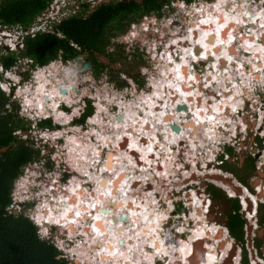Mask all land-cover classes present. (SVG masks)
Masks as SVG:
<instances>
[{
	"label": "rangeland",
	"instance_id": "374dc122",
	"mask_svg": "<svg viewBox=\"0 0 264 264\" xmlns=\"http://www.w3.org/2000/svg\"><path fill=\"white\" fill-rule=\"evenodd\" d=\"M100 1L104 2L108 0H52L51 2H49V5L47 9H45V12L41 13L39 18L37 19L46 18L50 14V12L48 13L47 11L55 8V11L53 12V20H50V24L53 28L64 18L70 17L74 13V11L79 10L83 3L89 2V10L87 12V14H89L94 11L100 3H102ZM76 2L79 4L78 7H76L75 5ZM226 10L228 11V13H225ZM261 11H264V0H192L191 2L187 0H170L168 4L164 5L160 14L151 13L149 15H144L142 18L130 22L125 32L111 37L107 49L110 53H114V59L108 58L105 55H98L99 60L105 65V68L99 75L95 74V70L92 65L84 67L83 62L85 61V58L81 57L78 59H72L70 61H64L61 59V57H59L58 59L43 67L34 66L33 61L25 57L24 59L22 58L15 66L7 69V72L3 70L2 66H0V74H2L4 78L2 79L0 77L2 80H4V83H1L0 81V89L4 91L6 96L10 97L11 101L9 103V106L7 105L6 107H9L11 113H16L17 107L19 116L23 120H25L27 124H31V129L29 130V133L27 132L28 136L27 134L21 133L23 135L22 138L30 139L35 147H43V149L41 148L42 150L40 159L34 160L33 162L27 164L23 168L22 175H20L19 180L13 185L11 195L14 204L11 205L8 209L10 211L17 210L18 212L16 214L24 212L27 216H29L30 219L38 227V234L40 238L44 240H50L52 243H54V245L64 254V256L69 261H72L74 263L77 262L78 264H98L99 262H101L99 261L100 259L98 255L100 253H104V245H100V243H98L96 239H98L104 232L103 223L99 225L98 222L97 226L95 225L93 228L88 227L92 226V219H95L96 217H91V215L89 214L90 211L89 209H87V214L90 217H88V219L83 222L82 226H86L87 228H89V232L83 233L84 231L82 232L81 230L83 228H81V226L77 223L79 231L75 233V236L78 235L75 238L70 236L68 229H65V227L60 226L55 222L43 221L44 224L39 222L37 219L38 212L44 208L48 209V205H46L45 196L31 189V186H28V176L31 174V170L33 168L35 171L33 173L34 178L41 175L43 170L46 171L47 178H44V181H47V183L44 193L50 189H53L57 192V196L59 194L58 197L64 195L63 192L71 193L70 186H72L74 182L76 185L81 184L84 187L79 189L85 192L84 200H88L90 198L88 193H92L89 191H95L97 187V184L92 180V177H90L89 173H95V168H97L96 165L99 166L100 164V177L107 178L106 187L108 191H110V188L113 186V183L109 182L108 178L112 177V175L115 176L116 173L113 172L114 169H117V171L120 172V175H125L127 172L128 176L126 177L128 178L126 187L130 186L129 184H131L132 186L131 188H129L131 190L128 192V196H130V199L134 200V203L127 210L130 211L135 207L137 208V213L140 212L141 214H143V209L146 207V203L152 202L153 206H155V202H157L158 200H169V197L173 194L172 192H174L175 194H177L174 199L179 200L181 198H185V202L184 204L177 203L176 201L174 203L175 208H179L178 206L181 205V208H179L181 209V211H179L180 214H175L173 216L175 218L171 223L173 231H179V227L184 222H186L187 225H190V227H193L192 225L196 223V219L191 213L192 205L188 203L190 201L186 200V197L190 198L191 196L190 193H188L189 187L195 186L197 189V194L199 196L203 197L209 195V198L211 199L212 212H210L209 215L207 214L208 220H212V222L210 221V223L216 225L217 227H220L221 229L226 227L225 213L226 208H228L229 204L231 205L230 198L232 197L229 196L225 189L221 186L227 187L230 192L234 191L231 190L228 185H226L227 183L223 182L224 177L219 172L220 170H213V167L220 168L219 164L225 161V163L223 164L224 169L222 170H224L225 173H229L224 174L226 179L229 180L230 178H235V180H239L238 176L245 179L246 174L244 175L239 170L240 166L244 163V160L249 156L256 158L259 157V152H263L261 156L264 155V110L261 108V102L263 101L261 100V98H264V84H261L263 80H261V78L259 77L260 82L259 80H254V85H251V87L249 88L248 86H246L248 89H245L246 91L244 90L242 92L244 94L245 92H252V94H250L252 96L255 92L261 94L259 98L255 97V101L249 100L248 105L249 107H251L249 108L248 112L240 111L239 113L236 112L237 110H235L236 113L234 114L233 112L231 116H228V113H223L222 119L225 123H227V127L225 126V128H223L222 131L218 133L219 135L217 138L213 137L214 134L212 130L210 131L212 136L209 135L210 132L208 130V125L206 126L202 123L201 126L197 127L198 122H196V118L193 115H187L184 121H193L195 124L194 126L196 127L195 132H193V126L187 125L185 127V131H189L192 133L191 137L185 135L183 136V140H178L177 143H170V139L168 140L166 137L162 136L166 133L165 131L164 133L161 132L165 128L160 127L161 125L158 124L160 128L156 127L158 130L157 140L152 136H147L151 131L153 132L154 128L152 126L148 130H146L144 127H142V125H139L138 123L136 125V122H134L133 118L129 116V113H134L135 117H138V120H142L141 118L146 115L144 118L146 119L148 116L147 114L149 111V107L151 106L150 103H153V99H151L152 97H154V99H156V97L159 98V100L162 101L163 105L165 104L166 100L169 101L167 96H165V99H163L160 98V96L157 94L158 92H163V88L159 87V84H164L163 82L165 78L169 79V77L165 74V71L167 70V72H171V70L169 69V64L180 65L182 62L181 66L184 67L185 65L186 67L184 72L185 75H193L196 73L199 74L198 80H192L191 84L188 87H191L192 89H189V91L187 92L186 87L182 88V90L185 91L183 96L187 97L191 102L193 101L192 104L199 107V110H203L204 114L207 116L206 120L212 121L213 114H216L217 112V110L213 109V106H216V103H219L218 105L220 106V103H222L223 99L227 98V96H225L226 92L224 91L226 89L225 84L223 83L222 85H220L222 78L219 79V83L218 78L215 80L213 79L214 75H216L215 70L213 71L215 61V57L213 56L217 55L218 53L214 54L213 51L211 52V50H209L210 54H205L204 52H202L203 55L196 53L197 56H194L195 54L191 55L190 53H186V55L183 56L185 53H183L184 48L182 47H185L186 51L188 49H192L191 41L189 40L190 36L194 33H197L199 36H201L200 34L203 33L202 31L206 30L207 28L208 36L207 34L206 37L204 35L201 36V38H199L195 42L196 45L193 47V49H195L196 47H200V49H203V46L206 45L205 42L207 41L208 43L209 39L211 38L209 34L214 35L213 33L216 32L215 30V32L213 31V26L219 25L220 27V25L225 23L224 27L222 28L223 30L220 28L216 33L217 35L219 33L225 36L226 33H231L232 31L234 32V34H232V37H228L230 39L228 43H233L232 45L236 52L234 54L232 53V51H229V53L232 55V57H236V61L238 63L236 62L231 64L233 65V67H235L231 69L230 77H236L237 82L239 81L243 84V79H238V76L236 75H239L240 72H246L248 75L252 76L250 74L251 69L249 67V63L251 62L252 58L249 57V53L245 54L243 48L244 41H241L240 37L243 34L246 36L252 35V40L255 34L258 35L257 32H261V28L254 27L255 31H252L253 28L248 26V23L244 20L243 24L239 26L241 27V29L236 28V30L234 31V27H237V23L234 25L230 21L228 27L227 24L230 19H235V17L238 18V16L242 12H244V14L246 15V12H248L249 14L251 12L257 13ZM216 12L219 14H217ZM226 14L232 15L230 19H227V17L225 16ZM213 16L215 20H213ZM220 16H222L223 20H225L224 23H217L219 21H216V19ZM258 18L259 17H257V19ZM204 21H207V24ZM128 22V20H125L124 23ZM195 26H197V29L196 31H193L195 30ZM208 27L210 29H208ZM4 30H6V34H10L8 33L10 31H7V29ZM11 33V36H0V53L2 51H6L7 49L16 50L19 49L20 46H22L20 44L16 46V44L20 42L17 41L18 35L15 32ZM261 33H264V31ZM261 33L259 35V41H261ZM223 35L220 38H223ZM207 37L208 39H206ZM197 38L198 37H196V39ZM218 38L219 37H217V39ZM220 38L219 40H221ZM215 41L213 40L214 43L211 44L212 46L215 45ZM180 44L183 45H181L180 47ZM119 46L121 48H119ZM21 50H23V48L17 50L16 54H19ZM220 51L221 49L219 50V53ZM85 55H87V53ZM253 55L254 57H256L255 54ZM225 61L227 62L228 60ZM229 61L226 64H223V70H225L226 66L228 68ZM215 65L217 67L219 66L218 63H215ZM181 66L180 70L181 72H183ZM243 67L247 68L244 69ZM217 69L220 70L219 67ZM41 71L42 73L45 72L44 75L46 76H49L51 78L53 76L52 79L55 80V85L59 87L61 86L62 88L65 85L66 87H69L71 89L70 92L73 93V96L69 98V100L67 97L61 96L58 93L62 98L59 107L60 109L58 112H61L62 114L64 113L63 115L56 116V111L54 110L53 104L54 102L51 101L48 105L47 103H45L46 107H49L48 109H50V112H46L45 110V113L40 112L38 119H51L52 127L46 128H42L39 125V120H36V114L39 112L35 108L34 110L32 106L25 104L26 101L24 99V90L28 89V91H30V95H36L38 90L37 83L39 81L37 75ZM171 73L172 78L175 79V74L173 72ZM135 76H137V78H135ZM247 78L249 77L246 75L244 79L247 80ZM210 80H212V84L211 82L209 83ZM61 81L64 83L61 84ZM140 81H142L143 83H139ZM223 81H225V79H223ZM6 82H8L7 86H5ZM11 82L17 83L14 89L10 87V85L12 84ZM72 84L75 85L74 89L71 88ZM231 85L232 87L230 91L232 93L234 90V82H229L227 84V87H230ZM48 88L50 87H47V89ZM76 91L78 93H76ZM48 92L49 91H46V96L50 95V93ZM174 94L177 98L174 101L176 103L178 102L177 100H179L180 96L178 91H175ZM164 95H166V93H164ZM236 99L239 100L240 98ZM89 101L94 107L93 113L87 116L84 122H80V120L76 122L77 119H79L87 109ZM184 103L186 104V102ZM155 104L158 105L159 108H161L162 104L159 105V102ZM24 105L28 106L25 107ZM114 105H117L119 108H117L116 110ZM101 106L105 107V109L100 112V114L103 113L101 119L104 122L99 124L98 122H94V119L97 117V111ZM242 106L243 105L241 104L240 107ZM225 109H228L229 113L232 112L231 108L225 107ZM188 112H191V110H189V107ZM122 114L123 117L121 120H127L130 126L125 127V123L117 124L115 122L118 121V117H120ZM166 114H168V112H166ZM239 121H245L250 127L249 129H247V133H244V128L240 129V132L241 134L243 133V135H241V138H239V140H241L242 143L240 142L239 144H236L235 141L238 139L232 141L231 132H233L235 126ZM170 122L174 123L172 120ZM177 123L179 124L180 122L178 121ZM126 128H131V133H134L133 139L137 135L141 136L136 138L140 143L145 142L142 140V138L146 139V142L144 144L145 147H150V145H152L151 143H154V146H156L154 147L155 150L148 152L147 150H143V147H139V149L137 146L133 147L132 141H130L131 135L126 133ZM40 129H43L44 132L39 131L38 133V130ZM157 130H155V132H157ZM165 130L167 132L170 131L169 128ZM106 132H109V134L107 133L108 136L104 135L106 134ZM101 134H103V136ZM126 135L130 137L129 139L126 138V140H124L123 137H126ZM208 135L210 136L209 138ZM150 138H154V141L150 142ZM44 145L47 148H45ZM120 145L122 147H120ZM75 146V149H77V147L79 146L78 148L80 149L81 155L78 154L79 151L72 149V147ZM168 146L171 147L169 154H167L168 151L165 152V147ZM231 148H233L231 154H239L240 158L239 160L235 159L227 165V161L230 160L227 158V154H229L227 152H229ZM84 149H88L87 153L84 152ZM117 149L118 152L120 151V154L114 152L117 151ZM109 151L113 152L114 158H119L118 163L113 160V167L111 169L106 168L105 164H102L103 161H106V153H108ZM219 155L224 156L223 161H216L220 157ZM82 159H85V161H83ZM122 159L125 164L124 166H126L125 169L123 168L124 166ZM95 160H98V162H96V164H93V161ZM89 161L92 162L91 164L86 165L88 169H85V163H88ZM262 162L264 161H261V159H256L255 165L259 166L260 164H262ZM183 166H185L184 169L182 168ZM213 176L215 177V182H217L221 186L213 182ZM116 179L121 182L123 178L118 176ZM183 181L185 182L183 183ZM134 183L137 184L134 185ZM212 186L219 189L222 192V195L215 196V194L213 196V189H211L212 192L209 191V188H211ZM120 188L121 187L116 190L115 194H110L109 198L111 199V201L109 202L111 203L106 205L107 209H111L113 211H115L114 209H117L121 211L127 208L123 204L120 205L121 203H119V205L114 203L116 202V200L122 202L127 201L125 197L120 196H124L129 189L127 188L125 191L120 192ZM182 189L183 191H185L182 192ZM133 190L137 193L138 197L135 196ZM241 191L243 192L244 188H242ZM177 192H181V194L179 195ZM244 193L245 196L242 195L243 193L241 194L243 200L239 198L240 196L234 198L238 199V202L240 204L239 213L243 215V217H241L242 215L240 217L241 219H243L242 229L243 231H245V236L242 240H239L241 238L236 239V237L234 236H231L229 238H232V240L235 241V250H237L238 252L240 250V255L241 249L239 248L240 246L242 247V250H244V258L245 256H247L249 263V260L251 259V257H249V253L250 250L253 251L251 241L254 242L253 239L255 240L256 238L255 216L252 217L253 215H251V213L255 214V209L259 208L260 199L258 200L257 198V202L253 203L252 201V203L250 204V200H254L253 196L257 193L251 191L250 189L249 191L246 190V192ZM99 194H102V187L99 188ZM57 200L58 199H56L54 196L53 201L57 202ZM245 200L247 201V204L243 203V201L245 202ZM58 207L59 206L57 205L56 207H54V210L57 212L59 211ZM249 207L250 214H248L246 211V209H249ZM193 208H195L194 201ZM152 209H154V207ZM165 209H168L170 211L171 209H174V206L166 204L163 210ZM77 213L78 212L76 211L74 214H71L74 219V215H76ZM114 213H118V211L113 212V214ZM145 215L146 214H143L140 218H138L137 215L135 216V219L138 220V225L140 227L143 225V220H141V218L143 219V216ZM162 215L158 213L159 220L161 219L160 221L162 222L161 226H163V219H165L167 214H164L163 216ZM213 217H215V219H213ZM213 222H218V224H215ZM250 222L253 223L252 226L250 225ZM187 227L189 228V226ZM97 228L99 229V232L97 231ZM100 228L102 229L100 230ZM126 228V235L133 232L132 225H129ZM123 231L124 228H122V233H124ZM167 231H170V229H168ZM167 231L165 230L164 232ZM95 233L99 234L98 237ZM187 233L182 232L181 237L183 236L185 238H188ZM211 233V237L213 238V232L211 231ZM85 234L87 236H84ZM122 237L124 238V235ZM219 239H224V237H220ZM86 242H89V244L92 245L89 248L87 246L85 247ZM149 242L152 246L154 245V249L156 250V242L152 240H149ZM191 242L192 245H195V248L193 247L195 251L197 250L198 254L196 255H199L198 261L193 264H201V261L206 258V255H208V248L206 247V237H199L194 242ZM197 242L198 246H196ZM261 244L263 246L257 244V247L259 246L258 252L259 248L261 249L259 254L264 253V241H262ZM174 248V246H171V250H173ZM132 249H135L134 251L132 250V254L135 256L137 247ZM80 253H84L86 256L84 254V256H81ZM237 253L236 255L238 256ZM128 254L131 255L130 253ZM190 254H193V251H191ZM237 256L233 255L232 257H230L231 262H233L234 258ZM90 257L94 258L90 259ZM157 257L161 260L160 263L156 262L155 264L165 263V261L160 256H158V254ZM254 257L258 258V255H255ZM77 259L79 261H77ZM140 259L139 261H137L139 262L138 264H145V261L148 260L144 258V261H141ZM235 261L236 264H247L245 259L242 263H240V261L236 258ZM125 263L128 262L126 261Z\"/></svg>",
	"mask_w": 264,
	"mask_h": 264
},
{
	"label": "bare ground",
	"instance_id": "6f19581e",
	"mask_svg": "<svg viewBox=\"0 0 264 264\" xmlns=\"http://www.w3.org/2000/svg\"><path fill=\"white\" fill-rule=\"evenodd\" d=\"M225 8H226V6H225ZM213 12H214V10H213ZM226 12L228 13L227 10L225 11V13ZM217 14H219V13H217ZM229 15L230 14H228V15L226 14L225 15L227 17V19H230V17L232 16V15H230V16ZM257 17H259V18L257 19ZM250 18L254 19V21L249 20ZM213 20H215L214 16H213ZM217 20L219 21L217 23H220V22L224 23V21H225V20H223L222 16L217 18L216 21ZM244 20L249 22V24H247V25L253 28L252 31H255L254 27H259V26L262 27L261 28V32L264 31V11L257 12V13H252L251 12L249 14H248V12H246V15L244 14V12H242L238 16V18L235 17V19H230L229 21L228 20L227 21H228V23H230V21H231V23H233L234 25L237 23V25H236L237 27H234V31H235L236 28L237 29H241V27H239V26H241L243 24ZM224 25H225V23L220 25V27H219V25L213 26L214 27L213 31L215 30L216 32H218L220 28L222 29L224 27ZM227 27H228V24H227ZM196 29H197V26H195V30H193V31H196ZM208 29H210V28L208 27ZM256 31H260V30H256ZM202 32L203 33L205 32V33L204 34L201 33L200 35L201 36L204 35L206 37V34L208 32L207 28H206V30H203ZM216 32L213 33L214 35H210L209 34V36L211 37L210 38L211 40L209 39L208 43H207V41L205 42L203 40L205 42V44H206L205 46H203V49H199V47H196L195 49H193V47L196 45L195 42L199 38H201V36H199L197 33L196 34L195 33L192 34L190 36V38H189V40L191 41L192 49H188L186 51L185 47H182V48H184L183 49L184 50L183 53H185L183 56H185L186 53L187 54L190 53L191 55L195 54L194 56H197V54L203 55L202 52H204L205 54H210L209 50H211V52L213 51L214 54L218 53L217 55L213 56V57H215L213 71L215 70V74H216V75H214L213 79L215 80V79L218 78V83H219V81H220L219 79L222 78V80L220 82V85H222L223 83L225 84L226 89L224 91L226 92L225 96H227V98L223 99L222 103H220V106L218 105L219 103H216L215 104L216 106H213V109L217 110L216 114H213V120L212 121L206 120L207 116L204 114L203 110L202 109L199 110V107H197L195 105H194L195 109L191 110V112H188V107H187V109H182V110H178L177 109V105L178 104H185L183 102V100H182V98L184 97L183 95H184L185 91H183L182 88L186 87L187 88L186 89L187 92L189 91V89H192L191 87L190 88H188V87L191 84L192 80L193 81L198 80L199 74L196 73L197 75L196 74H193V75L186 74L185 75L184 72H185L186 67H185V65H184V67L181 66L182 62H181L180 65H171V64H169V69L171 70V72H173L175 74V79L172 78V73L171 72H167L168 70L165 71V74L169 77V79L165 78L164 82H163L164 84H159V87L163 88V92H158L157 93L160 96V98H163V99H165V96H167L169 101L166 100L165 104L163 105L162 101L159 100V98L156 97V99H154V97H152L151 99H153V103H150L151 106L149 107V111L147 110L148 111V114H147L148 116H147L146 119H144L146 115L143 118H141L142 120H138L137 119L138 117H135L134 113H132V112L129 113V116H131L133 118V121L136 122L135 123L136 125L138 123L139 125H142V127H144L146 130H148L151 126L154 128L153 132L151 131L150 134L147 135V136H149V137L152 136V137H154L155 139L158 140V130H157L156 127H159L158 126V124H159V125H161L160 127H163L165 129L169 128L170 131L167 132L164 129L161 132H163V133H164V131L166 132L162 136L166 137L168 140L170 139V143H172V142L177 143L178 140H183V136H185V135L191 137L192 133L189 132V131H185L186 130L185 127L187 125H191V126H193V130H194L193 132H195V130H196V127L194 126L195 124H194L193 121H184V120L187 117V115H189V116L193 115L196 118V122H198L197 127L201 126L202 123L204 125H206V126L208 125L209 132L212 130L213 134H214L213 137L217 138L218 135H219L218 134L219 132H217V130H220L221 127H222L220 125H223V126L227 127V123L223 124V121H224L222 119L223 113L224 112L228 113V116H231V114L233 112L235 114L239 110V107H240V105L242 104V102L244 100V98L242 96V95H244V93H242V92L245 89H248L249 87H251V85H254L253 84L254 80H257V81L259 80V82H260V78H261V80H263V82L261 84H264V33H262V37L260 39L261 41L258 40L259 39V35H260L261 32L260 33L257 32L258 35L255 34L253 36V38H252L253 41L251 40L252 35L246 36V35L243 34L240 37V40L244 41L243 45L245 47L243 46V48H244L245 54L249 53V55H250L249 57L252 58L251 62L249 63V67L251 69L250 70V74L252 76L248 75L246 72H242V73L240 72L239 75H236L237 73L234 74V75L238 76V79H240V78L243 79V80L241 79L242 81H244V83L242 84L239 81L237 82L236 77L235 78L234 77H230L231 69H233L235 67V66L233 67V65H231V64L237 62L236 61V57H232V55L229 53V51L230 52L232 51V53H234V54L236 52V50L233 48V45H232L233 43L232 42H229L230 44L228 43V41H230V39L228 37H232V34H234V32L232 31L231 33H226L225 36L223 34H219V33L217 35ZM222 35L224 37L220 38ZM193 36L195 38L198 37L196 39V41L194 40ZM207 36H208V34H207ZM217 37H219L221 40H219V38L217 39ZM206 39H208V37ZM213 40L214 41L216 40L214 46L211 45V44L214 43ZM181 45H183V44H180L179 46L181 47ZM219 45H220V47H219ZM207 48H209V49H207ZM219 48L221 49L220 53H219V50H220ZM253 54H255L256 57H254ZM224 58L226 60H228V61L231 58L229 63H228V68L226 66L225 70H223V64H221V66H220V63H221L222 59L225 62V64L228 62V61L226 62L224 60ZM215 63L219 64L218 67H219L220 70L217 69L218 67L215 65ZM180 66L182 67V71L183 72H181ZM243 68L246 69L247 67H243ZM176 69H178V71H176ZM242 71H243V69H242ZM44 73L45 72L42 73V71H41L37 75V78L39 79V81L37 83L38 90H37L36 95H34V94H33V96L30 95V91H28V89L24 90V94H25L24 99L26 101L25 104H28V105L32 106L33 109L35 108L39 113L40 112L45 113L44 110L46 112H50V109H48L49 107L47 108L45 103H47V105H48L52 101V102H54L53 104H54V110L56 111L55 112L56 116L63 115L64 113L62 114L61 112H58L59 109H60L59 108L60 107V102L62 100L61 96H65L69 100V98H71L73 96V93L70 92L71 89L69 87H66L65 85H64L63 88L67 89V93H65L64 91H61L60 90L61 86L59 87V86L55 85V80L52 79L53 76L51 78L49 76L44 75ZM246 75L249 77V78H247V80L244 79V77ZM178 77H182V79L178 78ZM189 77H192V79H189ZM208 77H211V76H208ZM223 79H225V81H223ZM188 80H189V83H188ZM179 81H181V82H179ZM210 82L212 84V80H210L209 83ZM229 82L230 83L234 82V87H233L234 90H233L232 93L230 91L232 85L230 87H227V84ZM60 83L63 84L64 82L61 81ZM246 86H248V88ZM47 87H50V88L47 89ZM74 87H75V85L72 84L71 88L74 89ZM46 91H49L48 93H50V95H47L49 98L45 94ZM175 91H178L179 96H180L179 100H177L178 102H176V103L174 102L177 99L176 95L174 94ZM182 92H183V94H182ZM76 93H78V92L76 91ZM164 93H166V95H164ZM230 93H231V95H230ZM181 94H182V96H181ZM46 97L48 98V100H46ZM236 98H240V99L237 100ZM249 100L252 101L250 98H249ZM249 100H248V102H249ZM158 102L160 103V105L161 104L163 105V106L161 105V108H159V106L155 104V103H158ZM28 105H24V106L26 107ZM114 106H115L116 110H117V108H119L117 105H114ZM225 107L226 108L227 107L231 108L232 112L229 113L228 109H225ZM103 109H105L104 106L99 107V109L97 111L98 115L94 119V122H98L99 124L104 122L101 119L103 113L100 114V112ZM234 109L237 110V111L235 112ZM143 111H144V108H143ZM147 111H146V113H147ZM166 112H168V114H166ZM239 113H240V111H239ZM211 116H212V114H211ZM122 117H123V114L120 117H118V119H117L118 121H115V122L117 124L125 123L126 124L125 127L130 126V124H129V122L127 120H125V119L121 120ZM171 120L174 123H177L178 121L180 122L179 124L177 123L178 125L181 126L180 133H177L174 129H172V127H171L172 123L170 122ZM174 120H176L177 122L174 121ZM182 120H183V122H182ZM67 121H69V120H67ZM155 130H157V132H155ZM125 131H126L127 134L131 135L130 141H132V146L133 147L137 146L138 149H139V147H143V150H145V151L147 150L148 152H149V148L151 149L150 151L155 150L154 147H156V146H154V143H151L152 145H150V147L149 146L148 147L144 146V144L146 142V139H144V138H142V140L145 141V142L140 143L136 139L138 137H141L140 135H137L133 139L134 133L132 132L133 133V135H132L131 128H126ZM107 133L109 134V132H106V134H104V135L108 136ZM101 135L103 136V134H101ZM209 135L212 136L211 132L209 133ZM209 135H208V138L210 137ZM129 137L130 136L126 135V137H123V139L126 140V138L129 139ZM153 139L150 138V142H153L154 141ZM194 142H196V141H194ZM78 147H77V149H75L76 148V146H75V147H72V149L73 150L75 149V150L79 151L78 154L81 155L80 149ZM120 147H122V146L120 145ZM165 148H166L165 152L168 151L167 154H169L171 147L168 146V147H165ZM118 149H117V151H114V152L119 153L120 151L118 152ZM73 150H72V153H73ZM87 151H88V149L87 150L84 149V152L87 153ZM121 152H123V151H121ZM132 153H133V151H132ZM134 153H136V152H134ZM107 154H106V158H105L106 161H107V157H108ZM82 160L85 161V159H82ZM88 160H92V159H88ZM113 160H115V162L118 163L119 158L115 157V158H113ZM113 160H112V166L111 167H107V164L104 161H103L102 164H105L106 168L111 169L113 167ZM122 161H123V159H122ZM262 161H264V159ZM91 162L92 161H89L88 163H85V167H86L85 169H88L86 165L91 164ZM96 162H98V160L97 161L96 160L93 161V164H96ZM124 165L125 164H124V161H123V166ZM99 166H100V164H99ZM99 166L96 165L97 168H95L96 169L95 173H92V172L89 173L90 177H92V180L97 184V187H96L95 191H89V192H92V193H88V195L90 196V198L88 200H84L85 192L83 190L79 189V188H82L84 186L81 185V184L80 185H76L75 182H74V184L72 186H70V190H71L70 192L71 193H66V192L64 193L63 192L64 195H62L60 197H58L59 194L57 196V192L55 190L50 189L47 192H45V202H46V205H48V209L44 208V209H41L38 212V214H37L38 221L41 222V223H43V221L55 222L56 224L65 227V229H68V231L70 233V236L76 238L78 235L75 236V233H77L79 231L78 224L81 226V228L84 229L83 230V229L80 228L82 230V232L84 231L83 233L89 232V228H87L86 226H82L83 222H85V220L88 219V217H90L87 214L88 213L87 209H89V211H90L89 214L91 215V217H96V218L92 219L93 220V224H92V226H88V227H90V228L92 227L93 228L95 225L97 226L98 222H99V225L103 223L104 232L98 239H96L98 241V243H100V245H104V247H103L104 248V253H100L99 254L100 251L98 252V254H99L98 256H99V259H100L99 261H101L103 264L104 263L138 264L139 262H137V261H139L140 258H141L140 259L141 261L142 260L144 261V258L148 259L147 261H145L146 262L145 264H155L157 260H159V261L161 260V259H158L157 254L167 264H193L196 261H198V259H199L198 256L199 255H195V254H198V253H197V250L195 251V249H194L195 245L194 244L192 245L191 241H195L199 237H204V236L206 237V244H207L206 247L208 248L207 249L208 255H206V258H204V260L201 261L202 262L201 264H225L226 262H230L228 264H236L235 258L237 260H239L240 263L243 262V260H244L243 251L244 250H242V247L240 246V248H239V249H241V255H240V253H239L240 250L238 252L237 250L234 249L235 248L234 247L235 241H233L232 238H227L229 236L228 235L229 233H227L228 232L227 229H224V232H223L224 236L219 235V236L225 238V239H223V241L219 242V248L221 250H219L217 248L218 246L216 247V241L217 240H214L211 237L212 234L208 235V232L212 231L213 235H214V232H216L218 229H221V228L217 227L214 224L210 225L208 222H205L204 218H202V215H203L202 213L203 212L200 211V204L203 201H201L199 198L195 197L196 201H194V205H195L194 209H193V203L190 202V204L192 205L191 210H193V212H191V213H192L193 217L196 219V223H195V225L193 227H190L189 225H187L186 222H184V223L181 222L182 224L179 227L178 236H175L176 232H174L173 230L167 231V232L164 233V235H161L160 232H162V231L160 230V228H162L163 226H161V224H162V222L160 221L161 219L159 220V216H158L159 212H156V213L155 212H151V210L149 209L150 206H149L148 203H146V207L143 209V214H146V215L143 216V219L141 218V220H143V223H142L143 225L141 227L138 225V220L135 219V216L137 215L138 218H140V217H142L143 214H141L140 212L137 213V208H135V207L132 208L130 211L127 210L134 203V202H132L134 200L130 199V196H128V192L131 190L129 188H131L132 186H131V184H129L130 186L126 187L127 186V178H128V177H126V176H128L127 172H126L125 175H123V174L120 175V172L117 171V169H114L113 172L116 173L115 176L112 175V177L108 178V181L113 183V186L110 188V191H108L107 187H106L107 178H101L100 177L101 173L99 171V169H100ZM125 167L126 166H124L123 168L125 169ZM118 176L123 178L121 180V182L116 179ZM103 179H105V180L103 181ZM115 184H116V186H114ZM100 187H102V194L101 195L99 194V188ZM119 187H121L120 190H119L120 192L121 191L122 192L125 191L127 188L129 189L125 195L123 194L124 196H122V195L120 196V197H125L127 199V201H125V202L123 201L122 202V201L116 200V202H114V203H116L118 205H119V203H121L120 205L123 204L127 208L123 209L121 211L117 210V209H114L115 211H113L111 209H107L106 205L111 203V202H109V201H111V199L109 198L110 194H112V193L115 194L116 190ZM54 196H55L56 199H58L57 202L53 201V197ZM51 197H52V199H51ZM253 198H254V200H250V204L252 203V201H253V203L257 202V197L255 195L253 196ZM240 199L243 200L242 197H240ZM243 203L247 204V201L245 200V202L243 201ZM250 204H249V206H250ZM56 205L59 206L58 207V209H59L58 212L54 210V207H56ZM141 205H142V203H141ZM134 206H136V205H134ZM92 209H93V211H92ZM105 209H107V210H105ZM196 210H198V212H196ZM76 211L79 213V215H77V214L74 215L75 216V219H74L71 214L72 213L74 214ZM117 211H118L119 214L118 213H114L113 214V212H117ZM69 212H71V213H69ZM127 212H129V213H127ZM130 212H132V213H130ZM83 215H85V216H83ZM251 215H253V214L251 213ZM121 216H125L126 219H121L120 218ZM145 217H147V218L145 219ZM60 222H63V223H60ZM140 223H141V221H140ZM216 223L218 224V222H215V224ZM70 225L75 226L76 229H72V231H71L70 230L71 229ZM129 225L133 226V228H132L133 232L131 231L132 232L131 234L129 233V234L126 235V231H127L126 227L129 226ZM187 226H189V228ZM221 226H223V225H221ZM122 228H124V231H123L124 233H122ZM101 229L102 228H100V230ZM97 231L99 232V229ZM182 232H184V233L188 232L187 233L188 234V238L187 237L185 238V237L182 236V239H180L181 238V234L180 233H182ZM95 234L98 237L99 234L98 233H95ZM123 235H124V238L122 237ZM84 236H87V235L85 234ZM89 237H90V234H89ZM229 237H231V236H229ZM217 238H220V237H217ZM164 239H165V241H164ZM149 240H152V241L156 242V246H157L158 250L157 249L155 250V249H148L147 248L148 243L150 244ZM251 243H252V246H253V251L250 250V253H249L250 256L249 257H251V259L249 260V263H248V258H247V264H258V263L264 264V258L261 257V256L259 257V255H258V253L261 251V249L259 248V252H258V247L259 246L257 247V244L255 242L251 241ZM91 245L89 244V242H86L85 247L87 246L89 248ZM171 246H174L175 248L173 250H171ZM136 247H137V249H136L137 251H135L136 253H135V256H134L132 254V250L134 251L135 249H132V248H136ZM191 251H193V254H190ZM221 252H222V254H221ZM128 253H130L131 255H129ZM236 253L238 254V256L236 255ZM80 254H81V256L85 255L84 253H80ZM233 255H235L237 257H235L234 261L231 262V258L230 257H232ZM239 255H240V257H239ZM255 255H258V258H255L254 257ZM93 258L94 257H90V259H93ZM126 261L128 263H125ZM101 262H99L98 264H102ZM165 263H163V264H165Z\"/></svg>",
	"mask_w": 264,
	"mask_h": 264
},
{
	"label": "trees",
	"instance_id": "16d2710c",
	"mask_svg": "<svg viewBox=\"0 0 264 264\" xmlns=\"http://www.w3.org/2000/svg\"><path fill=\"white\" fill-rule=\"evenodd\" d=\"M51 1L1 0L0 29L16 25L28 27L38 14L47 9ZM169 1H100L102 3L89 14H87L89 2L83 3L79 10L56 24L52 31H38L26 35L21 47L23 50L19 54H16V51L21 48L2 51L0 64L7 70L27 57L33 61L34 66L43 67L59 57L64 61L81 57L85 58L83 66L92 65L95 74L99 75L105 65L99 60L98 55L114 59V53L107 49L111 37L125 32L130 22L144 15L160 14ZM125 20L129 22L124 23ZM10 102V97L0 89V264H76L69 261L50 240L40 238L38 227L29 216L24 212L15 214L8 209L13 205L11 195L13 185L27 164L40 159L43 149L35 147L30 139L22 138L21 133L28 136L31 124L28 125L19 116L17 107L16 113H11L9 107H6ZM93 109L89 101L87 109L76 122L78 120L84 122L87 116L93 113ZM39 125L42 128L52 127V121L41 119ZM211 189L217 196L221 195L219 189L213 186L209 188ZM234 208L235 214L230 215L228 227L242 240L245 233L242 229L243 219L240 217L239 205L235 204ZM244 259L247 262V256Z\"/></svg>",
	"mask_w": 264,
	"mask_h": 264
},
{
	"label": "flooded vegetation",
	"instance_id": "af4514ba",
	"mask_svg": "<svg viewBox=\"0 0 264 264\" xmlns=\"http://www.w3.org/2000/svg\"><path fill=\"white\" fill-rule=\"evenodd\" d=\"M249 20H252V21H254V19H252V18H250ZM247 22V21H246ZM248 24H249V22H247ZM230 23H228V25H229ZM193 38H194V40L196 41V38L193 36ZM189 81V80H188ZM189 83V82H188ZM182 100H184V102H186V105H188L187 107H189V110H193V109H195V106L192 104L193 103V101L191 102L188 98H186V97H184V98H182ZM239 109H241V110H245L244 108H239ZM225 122L223 121V124H224ZM229 124V123H228ZM220 126H222L221 127V129L220 130H217L218 132H220V131H222V129L223 128H225V126H223V125H220ZM181 127V126H180ZM249 127L250 126H248L247 125V123L245 122V121H239L238 122V124L235 126V129L233 130V132H231V140L232 141H234V140H236V139H238V140H236L235 141V143L236 144H239L240 142H241V140H239V138H241V135H243V133L241 134V132H240V129H242V128H244V133H247V129H249ZM245 136V135H244ZM242 143V142H241ZM261 143V142H260ZM262 146V145H261ZM264 148V147H263ZM231 149H233V148H231ZM173 150H174V148H173ZM264 150V149H263ZM262 150V151H263ZM232 151V150H231ZM231 151H229V152H227V153H229V154H227V158L228 159H230V160H228L227 161V165L228 164H230L232 161H234L235 159H237V160H239V158H240V155L239 154H234V155H232L231 154ZM259 154H260V156L259 157H252V156H247L248 158H246L245 160H244V163L240 166V171L245 175V179H243V178H241L240 176H238V178H239V180H235V178H230L229 180L231 181L230 182V184H226V185H228V187L231 189V190H234V192H229V190L227 189V187H223V186H221V185H219L217 182H215L216 180H215V177L213 178V182L215 183V184H217V185H219V186H221L222 188H224L225 189V191L227 192V194L229 195V196H231L232 198H230V202H231V205L229 204V206H228V208H226V221H225V225H226V227L224 228V229H227L228 230V232L227 233H229L228 235L229 236H234V237H236L231 231H230V228L228 227V223H230V215H233V214H235V208H234V205L236 204V205H239L240 206V204H239V202H238V199H235L234 197H241V194L242 195H244L245 196V193L244 192H246V190H248L249 191V189L251 190V191H253V192H256L257 194H254V195H256L257 196V198H258V200L260 199V205H259V208H257V209H255V214H253V216L252 217H254L255 216V231H256V238H255V240L253 239V241L255 242V243H257V244H259L260 246L262 245L261 244V242L262 241H264V162H262V164H260L259 166H256L255 165V160L256 159H261V154H263V152H259ZM218 156V155H217ZM220 157L216 160V161H220V160H224V156L223 155H219ZM246 157V156H245ZM251 157V158H250ZM261 161H262V159H261ZM138 163V162H137ZM225 163V161L222 163L221 162V164H219V167L221 168H218V167H213V170H220L219 172L223 175V177L225 178V176H224V174H229L228 172H224V170H222V169H224L223 167V164ZM215 166V165H214ZM184 167L185 166H183L182 168L184 169ZM181 168V167H180ZM179 168V169H180ZM228 171V170H227ZM219 173V174H220ZM214 174V173H213ZM250 179H251V181H250ZM245 181V182H244ZM185 181H183V183H184ZM253 182H255V183H253ZM259 182V183H258ZM135 184H137V183H134V185ZM240 188V189H239ZM242 188H244V191L242 192L241 190H242ZM135 190V189H134ZM134 190H133V193L135 194V196L136 197H138L137 196V193L136 192H134ZM185 191V190H184ZM183 191V189H182V192H184ZM209 191H211L212 192V190H209ZM173 194H172V196H170L169 197V200H167V201H163V200H158L157 202H155V206H153V204H152V202H149L148 204H149V206H150V210H151V212H159L161 215L163 214H167V216L165 217V219H164V222H163V227L162 228H160V230L162 231L161 232V235H164V231L166 230H168V229H170V230H173V227H172V222H173V220L175 219L173 216L175 215V214H180V212L179 211H181V209H179V208H181V205L180 206H178L179 208H175V201L177 202V203H183L184 204V202H185V198H181V199H179V200H177V199H174V197L177 195V194H175L174 192H172ZM179 195L181 194V192H177ZM188 193H190V198H187L186 197V200H188V201H190L191 203H193V201H196L195 200V197H197V198H199L201 201H203L201 204H200V211H202L203 213V215H202V218H204V220H205V222H208L210 225L212 224V223H210V221L212 222V220H208V217H207V214L209 215V213L210 212H212V205H211V199L209 198V195L208 196H203V197H201V196H199L198 194H197V189H196V187L195 186H190L189 187V192ZM258 194H260V196L258 195ZM215 195V191L213 190V196ZM221 195H222V192H221ZM220 195V196H221ZM213 196H212V198H213ZM215 196H217V195H215ZM239 197V198H240ZM246 198V197H245ZM226 199V198H225ZM152 200H154V199H152ZM132 202H134V201H132ZM190 202H188V203H190ZM156 203H157V205H156ZM213 203H214V200H213ZM166 204H170V205H173L174 206V209H171L170 211L168 210V209H165V210H163V208H165V206H166ZM203 204V205H202ZM206 204V205H205ZM151 206L152 207H154V209H152L151 208ZM155 207H157V208H155ZM205 208V209H204ZM210 208V209H209ZM194 209V208H193ZM202 209V210H201ZM195 211V210H194ZM246 211H247V213L248 214H250V207H249V209H246ZM191 212H193V210H191ZM196 212H198V210H196ZM257 212V213H256ZM186 213V212H185ZM185 213H184V215H185ZM241 214V213H240ZM257 214H258V217H257ZM242 215V214H241ZM241 217H243V215L241 216ZM212 219V218H211ZM213 219H215V217H213ZM247 222V221H246ZM167 223V224H166ZM213 223H215V222H213ZM252 224L253 223H251L250 222V225L252 226ZM195 225V224H194ZM194 225H192V226H194ZM170 226V227H169ZM190 226V225H189ZM165 229V230H164ZM218 231V230H217ZM217 231L216 232H214V235H216V233H217ZM254 231V232H255ZM178 231H176V233H177ZM245 232V231H244ZM176 233H175V236H176ZM181 234V233H180ZM233 234V235H232ZM214 235H213V239L214 240H217L216 241V247L219 249V250H221L220 248H219V242H221V241H223V239H219V238H214ZM224 236V235H223ZM229 236L227 237V238H229ZM244 236H245V233H244ZM180 239H182V237L180 238ZM225 239V238H224ZM236 239H239V238H237L236 237ZM239 240H241V239H239ZM159 241V240H158ZM194 242V241H193ZM263 246V245H262ZM153 247V248H152ZM147 248L148 249H154L155 247H154V245L152 246L151 244H148V246H147ZM158 250V249H157ZM258 255H260L261 257H263L264 258V253H262V254H259L258 253ZM157 263H160V261L159 260H157L156 261Z\"/></svg>",
	"mask_w": 264,
	"mask_h": 264
},
{
	"label": "built area",
	"instance_id": "2783aa9c",
	"mask_svg": "<svg viewBox=\"0 0 264 264\" xmlns=\"http://www.w3.org/2000/svg\"><path fill=\"white\" fill-rule=\"evenodd\" d=\"M75 5H76V7L79 6V4L77 2L75 3ZM54 11H55V8L48 10L47 12L48 13L50 12V14L47 16L48 18L46 17L47 19L46 18L36 19L31 25H29L26 28H23L20 25H16L15 27H11V28H9L7 26H4V28L2 27L0 29V36L1 35L2 36H11L12 35L11 32H15L18 35L17 41H20L18 44H16V46L19 45V44L23 46L24 37L26 35L38 32V30H40L42 32L43 31H52L53 30L52 25L50 24V20L51 21L53 20V12ZM43 16H41V17H43ZM37 18H39V16ZM4 29H7V31H10V32H8L10 34H6V30H4ZM22 46H20V48ZM261 108L264 110V101H263V104H262ZM12 208H13V206H12Z\"/></svg>",
	"mask_w": 264,
	"mask_h": 264
},
{
	"label": "clouds",
	"instance_id": "9594fccd",
	"mask_svg": "<svg viewBox=\"0 0 264 264\" xmlns=\"http://www.w3.org/2000/svg\"><path fill=\"white\" fill-rule=\"evenodd\" d=\"M205 23H207V21H204ZM260 28H262L261 26H259ZM262 34V33H261ZM199 49H200V47H199ZM0 66H1V64H0ZM3 68V67H2ZM4 71H6L7 72V70L6 69H3ZM176 71H178V69H176ZM0 77L2 78V79H4L3 78V75L2 74H0ZM0 78V81H1V83L4 81V80H2ZM178 78H181L182 79V77H178ZM4 83V82H3ZM7 83L8 82H6V85L5 86H7ZM12 83V82H11ZM16 84L17 83H12L11 85H10V87L12 88V89H14L15 88V86H16ZM3 88V87H2ZM9 88V87H8ZM6 90V89H5ZM250 93H252V92H246L245 94H248V95H250ZM256 93V92H255ZM253 94V95H255V97H257L258 95L259 96H261V94H259V93H256V94ZM245 94L243 95L244 97H245ZM243 97V98H244ZM246 100V99H245ZM262 100L264 101V98H262ZM262 101V102H263ZM262 102H261V104H262ZM160 105V104H159ZM242 105H243V102H242ZM244 106V105H243ZM242 106V107H243ZM245 106H246V108H247V110L249 109V107H248V101L246 100V103H245ZM242 107H240V108H242ZM261 107H262V105H261ZM235 110V109H234ZM239 111H246V110H241V109H239L237 112H239ZM37 116H36V120H41V119H38V116L40 115V113H37L36 114ZM209 119H211V118H209ZM39 131L40 132H44V130L43 129H40V130H38V133H39ZM151 149L149 148V151H150ZM35 162H37V161H35ZM35 171H34V168L31 170V174L28 176V186L30 187L31 186V189H33V190H35V191H37V192H39L41 195H43V196H45V193H44V191H45V189H46V183H47V181L45 182L44 181V178H47V176H46V171H42V174L41 175H39V176H37L36 178H34L33 177V173H34ZM22 175V174H21ZM20 177V176H19ZM19 177H18V179L16 180V182L19 180ZM49 185V184H48ZM14 196H15V194H14ZM13 196V197H14ZM13 204H14V202H13ZM147 217H145V219H146Z\"/></svg>",
	"mask_w": 264,
	"mask_h": 264
},
{
	"label": "water",
	"instance_id": "95a60500",
	"mask_svg": "<svg viewBox=\"0 0 264 264\" xmlns=\"http://www.w3.org/2000/svg\"><path fill=\"white\" fill-rule=\"evenodd\" d=\"M224 60H226V59H224ZM221 64H225V62L223 61V59H222V61H221ZM264 86V85H263ZM60 90L61 91H64V92H67V89H64V88H60ZM48 97V96H47ZM46 97V100H48V98ZM260 96L258 95L257 96V98H259ZM261 100H262V98H261ZM262 105V104H261ZM177 109L178 110H182V109H187V105L186 104H178L177 105ZM172 129H174L177 133H180V131H181V129H180V125H178L177 123H172ZM107 154V153H106ZM108 157H107V161H105L106 162V164H107V167H111L112 166V160H113V158H114V156H113V153L112 152H109L108 154ZM261 159H264V155L261 157ZM105 179H103V181H104ZM223 182L224 183H227V184H230V180H228V179H226V178H224L223 179ZM114 186H116V184L114 185ZM114 188V187H113ZM259 196H260V194H258ZM105 210H107V209H105ZM4 211V210H3ZM13 212L16 214L18 211L17 210H13ZM121 219H126V217L125 216H121L120 217ZM71 226V231H72V229H76L75 228V226H73V225H70ZM223 232H224V228H222V229H218V231H217V233H216V235H214V238H217V237H221V236H219V235H222L223 236ZM179 233L177 232L176 233V236L178 235ZM208 234L209 235H211L212 233H211V231L210 232H208ZM196 246H198V242H197V244H196ZM235 249V248H234ZM196 255V254H195ZM230 260V259H229ZM77 261H79V260H77ZM228 263H230V262H226L225 264H228ZM76 264H78L77 262H76Z\"/></svg>",
	"mask_w": 264,
	"mask_h": 264
},
{
	"label": "crops",
	"instance_id": "0c3cea01",
	"mask_svg": "<svg viewBox=\"0 0 264 264\" xmlns=\"http://www.w3.org/2000/svg\"><path fill=\"white\" fill-rule=\"evenodd\" d=\"M0 1H1V0H0ZM43 12H45V10H44ZM43 12H42V13H43ZM40 15H41V14H38V16H40ZM38 16H37V17H38ZM37 17L34 19V21L37 19ZM34 21H33V22H34ZM33 22H32V23H33ZM1 66H2V65H1ZM2 67H3V66H2ZM3 69H5V68L3 67Z\"/></svg>",
	"mask_w": 264,
	"mask_h": 264
},
{
	"label": "snow or ice",
	"instance_id": "6c2138e0",
	"mask_svg": "<svg viewBox=\"0 0 264 264\" xmlns=\"http://www.w3.org/2000/svg\"><path fill=\"white\" fill-rule=\"evenodd\" d=\"M189 79H192V77H189ZM77 215H79V213H77Z\"/></svg>",
	"mask_w": 264,
	"mask_h": 264
}]
</instances>
